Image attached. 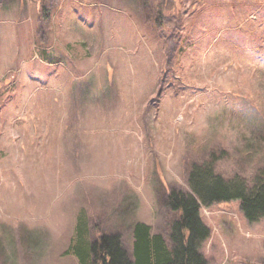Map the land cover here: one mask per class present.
Here are the masks:
<instances>
[{"label": "rangeland", "instance_id": "374dc122", "mask_svg": "<svg viewBox=\"0 0 264 264\" xmlns=\"http://www.w3.org/2000/svg\"><path fill=\"white\" fill-rule=\"evenodd\" d=\"M210 159L225 179L264 167V0H0V264H81L80 223L171 247L167 194ZM200 216L209 264H263V218Z\"/></svg>", "mask_w": 264, "mask_h": 264}, {"label": "trees", "instance_id": "16d2710c", "mask_svg": "<svg viewBox=\"0 0 264 264\" xmlns=\"http://www.w3.org/2000/svg\"><path fill=\"white\" fill-rule=\"evenodd\" d=\"M187 184L192 193L171 191L166 197L167 205L177 216L170 235L171 247L161 236H152L150 226L138 222L130 254L118 234H102L89 243L85 238L87 228L80 223L77 242L69 251L81 264H209L199 252L211 236L200 216L202 207L238 201L249 223L264 219V167L250 178L225 179L210 159L191 165Z\"/></svg>", "mask_w": 264, "mask_h": 264}, {"label": "crops", "instance_id": "0c3cea01", "mask_svg": "<svg viewBox=\"0 0 264 264\" xmlns=\"http://www.w3.org/2000/svg\"><path fill=\"white\" fill-rule=\"evenodd\" d=\"M36 57H37L36 59L38 60V62L41 63V64H43L46 68L53 66L54 59H51L49 57H43V56H41V57L36 56ZM60 59L62 60L63 58L60 57ZM66 59H68V58H66ZM69 62L73 66H74V63H76V62L73 63L72 60H69ZM59 64H62V63H59ZM70 74L72 75V73H70ZM67 75H68V72H59V74H56V73L53 74V72H47L46 74H43V78H45V79L48 78L50 80H55L56 78L63 79V80L65 79L66 80L67 79ZM31 77H32V79H36V78H40L41 76L35 73ZM71 79L79 80V79H81V77L74 78L73 76H71ZM93 85H94L93 82H89L87 84L88 87H92ZM63 87L68 90L67 91L68 93H77V94H80L81 93V90L80 89H81L82 85L80 83H78V82H73V81L69 80L67 82L66 86H63ZM9 173L10 174H16L13 171L12 172H9ZM0 174L3 175V173L1 171H0Z\"/></svg>", "mask_w": 264, "mask_h": 264}]
</instances>
